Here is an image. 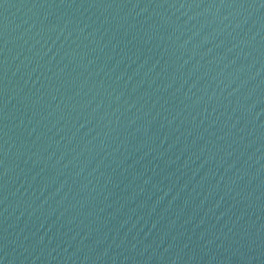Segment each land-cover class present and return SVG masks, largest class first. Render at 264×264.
Listing matches in <instances>:
<instances>
[{"label": "water", "instance_id": "obj_1", "mask_svg": "<svg viewBox=\"0 0 264 264\" xmlns=\"http://www.w3.org/2000/svg\"><path fill=\"white\" fill-rule=\"evenodd\" d=\"M0 264H264V0H0Z\"/></svg>", "mask_w": 264, "mask_h": 264}]
</instances>
